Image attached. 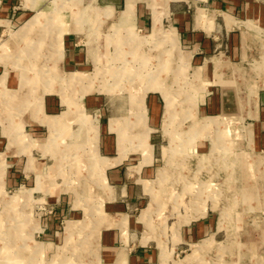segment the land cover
<instances>
[{
  "label": "rangeland",
  "instance_id": "374dc122",
  "mask_svg": "<svg viewBox=\"0 0 264 264\" xmlns=\"http://www.w3.org/2000/svg\"><path fill=\"white\" fill-rule=\"evenodd\" d=\"M11 1L16 9L15 17L12 22L5 23L6 27L0 28V44L16 36L23 25L18 19L21 13L26 19L46 18L38 27L53 36L58 27L70 25L71 18L68 17L67 22L62 18L72 16L73 12L79 20L76 26L79 34L74 41L83 50L84 64L82 70L58 71L56 64L60 56L53 44L46 49L55 53L40 57L37 52L38 56L32 61L27 55L29 50L20 47L17 50L18 44L17 51L6 47L0 51V62L4 60L0 76L4 69L6 80L12 76L17 77L16 81L21 79V84L8 85V88L0 83V264H123L121 260L103 262L99 251L107 232L104 227L94 232L97 236L94 243L100 244L92 246L95 254L82 250L81 225L75 233L73 230L72 241L68 243L67 228L72 225L68 222L85 225L87 219L95 217L88 215L92 201L88 188L94 186L89 185L85 177L78 179L84 170H77L76 161L82 155L91 159L88 143L96 146L97 157L114 155L104 148L105 140L111 144L113 138L115 143V134L108 133L109 110L113 104L126 103L133 111L137 93L145 83H153L154 77L158 81L153 83L157 86L152 89L166 91L171 88L176 106L190 110L188 115L180 112L175 121L174 114L172 123L166 115V104L162 102L163 113L158 125L154 127L148 123L151 128L149 142L154 146L153 172L147 178L150 185L157 181L159 170L165 167L164 150L169 147L171 136L181 134L179 143L173 145L175 169L168 176V182L172 180L177 190L170 188L169 194H162L159 207L154 193L143 185L142 172L131 174L128 181L135 187L133 198L126 195L121 202L111 204H117V208L121 204L118 213L135 219L138 227L120 234L118 248L130 255L144 248L154 252L150 262L136 264H180L193 255L196 248L203 250V256L188 264H264V123L257 124L262 120L255 119L251 112L259 113L264 109V90L261 108L258 91L250 90L245 93L250 97L245 104H251L252 100L254 109H226L231 105L230 97L239 100L241 96L240 88L232 84L237 79L221 80L215 75L206 80L200 74L192 79L191 70L185 73L187 69L180 60L175 68L177 73L172 74L165 65L168 59L165 60L164 47L173 36H166L163 41V36L161 39L147 36L149 32L135 30L128 35L102 28L104 22L96 16L99 12L87 8L84 2L74 6L69 0ZM203 13L205 11H198L199 18L205 17ZM248 20H237L238 25L224 35V39L231 37L230 44L224 42L219 48L237 64L246 51L247 33L264 39V27L258 23H253L252 27ZM32 38L28 43L39 42L37 37ZM24 69L29 78L37 77L38 88H28L29 83L22 82ZM70 75L81 80L78 86L64 80ZM253 75L254 70L249 71V77ZM174 77L176 80L169 81L167 85H171L167 88L165 79ZM18 99H24L26 105L17 106ZM66 99L72 110L75 108L84 116L71 120L69 133L62 141L64 151L59 155L47 154L43 145L52 136V130L42 119L69 111ZM49 101L54 104L50 106ZM245 112L240 125L226 126ZM261 118L264 121L263 113ZM212 120L222 123L220 134L213 124L208 125ZM76 140L84 142L86 147L77 150ZM21 145L24 151L20 150ZM17 151H21V156H17ZM17 160H21V164H16ZM243 163L254 168L257 180L243 181L240 175ZM257 163L261 164L254 166ZM106 205H110L108 200Z\"/></svg>",
  "mask_w": 264,
  "mask_h": 264
},
{
  "label": "crops",
  "instance_id": "0c3cea01",
  "mask_svg": "<svg viewBox=\"0 0 264 264\" xmlns=\"http://www.w3.org/2000/svg\"><path fill=\"white\" fill-rule=\"evenodd\" d=\"M69 2L75 3L74 6L84 2L87 8H90V10L94 9L96 13L99 12V15L96 14V16L100 17L99 19L104 22L102 28H108L109 30H114V32L117 30L126 34L132 33L135 30L142 33L149 32L147 36H153V38L155 36L159 37V39H161L160 36H163V41L166 40V36H173L172 40L169 41L168 39L167 45L164 47L166 48L164 51L166 53L164 55L165 60L168 59L165 65H168V70L172 74L177 73L175 68L177 61L180 60L182 65L184 64L187 69L185 73L191 70L192 79L195 74L202 75L206 80H209L215 75H218L221 80L227 78L233 80L237 79L235 83H231L240 88L238 90L241 96L239 100L237 99L238 97L236 99L230 97L229 103L231 105L226 109L238 108L243 111L246 110V108L254 109L255 106L252 100L251 104H245L250 98L246 96L245 93H248L250 90L255 93L258 91V102L261 108V102L263 100L261 93L264 90V39L260 40L253 33H247L249 37L246 40V51L244 55H241L240 63L238 64L233 62V59L227 55L226 52H220L221 50H219V48L224 42L230 44L231 37H226L224 39V35L230 31V28L238 25L237 20L240 18L243 20L245 18L250 19L248 20V25L252 27H254L252 25L253 23L261 24V26L264 27V0H235V2H226L225 4H222L221 0H69ZM72 6L73 5L70 7ZM198 11H205V13H203L205 17L202 19L199 18ZM15 13L16 9L13 7L11 0H0V28L6 27L8 23L12 22ZM71 14L72 16L62 18L65 19L64 22H67L66 19H68V17L71 18L70 22L68 20L70 25L58 27L56 32L52 34L54 37L50 34L48 35L46 32L47 30L43 27H38V25L43 24L42 21H45L46 18L38 17L26 19L24 14H19L20 17H18V19L22 21V27L13 39L4 44H0V51L1 49L5 50V47L7 50L10 49L15 51L17 44V50H19L21 46H25L26 49L24 48V50H29L27 55L31 58L30 61H32L33 57L38 56L37 52H40V57L49 55V52L50 54L56 52V54L60 56L56 64L58 71H63L64 73L65 69L82 70V65L84 64L83 50H81L82 48L80 49L79 45L74 41L79 34L76 28L77 21L79 20L77 16H73V12ZM10 15L12 16L8 19ZM156 20L159 21V26L157 29H154ZM164 22H166V25H164ZM32 26H34L33 29ZM34 36L37 37L36 39H38L39 42L37 41L35 44L28 43L34 39L32 38ZM149 37H147V39ZM18 38H21L20 44ZM51 38L53 42H51ZM50 44L56 45L55 52H53V50L47 51V47H53V45ZM13 46L14 48H12ZM217 50H219V53H215L218 52ZM3 61L2 59V63ZM249 62L252 63L250 67ZM2 63L0 62V65ZM32 64L30 62V65ZM170 66L173 68L171 69ZM260 67L262 70L259 69ZM253 70L254 75L249 77V71ZM6 77L7 75L3 69V74L0 76L1 86H6L8 88V85H15V83L18 85L21 84L20 77L18 81H16L17 77L15 76L7 80ZM175 78L176 77L165 79L164 85L170 88L171 84L169 86L167 84L176 80ZM64 80L67 81L65 78ZM156 80L158 81V79L154 77L153 83H155ZM37 82L30 83L28 88H38ZM79 82H74L73 84L78 86L80 84ZM153 83H145V85L142 86L143 89L137 93L138 98L135 97L137 98V102L133 111L130 105L126 103H122L119 106L113 104L112 108L109 110L111 116L107 124L108 133L115 134V143L114 141L112 142V140H114L113 138L111 139V144L106 143L107 140H105L104 148L106 152L114 155L97 157V154L94 152L96 151V146L88 143L91 159H86V157L84 158L82 155V157H78L76 161L78 163L76 164L77 170H80V172L84 170L82 174L79 173L78 179L84 180L85 177L88 184L94 186L88 188V195L92 198V201H90V209H88V215L95 217L87 219L85 225L81 223L76 224L73 221L68 223H72L71 228L74 230V233L78 225L83 227L84 240H82L81 247H83L82 250L84 249V252L88 253L94 252L92 246L98 247V245H100L98 242L94 243V240L97 238L94 232L99 231L98 227L105 228L107 232H105L104 235L101 246L102 249L99 251L105 263L117 262L119 260H121L123 264L145 263L150 262L154 256L153 251L150 252L145 248L132 255L124 253L118 248L120 234H123L128 228L133 229L138 226L136 225L135 219L130 218L124 213H122V215L118 213L121 204H118V208L117 204H111L118 201L121 202L126 195L133 198L135 187L128 181L129 177L131 178L133 174L139 175V173L142 172V178H144L142 180L143 185L148 187L150 185L151 181L147 178H149L153 172L154 146L152 142H149V132L151 129L149 124L154 127L158 125L161 114L163 113L161 106L162 102L166 104L167 99H173L175 106L177 103L175 102V94H172L171 88L166 91L161 88L152 89L151 86ZM153 85L155 86L156 84ZM45 86H49V84ZM235 93L238 94V91ZM243 95L244 98L246 97L245 99ZM124 99H130V97H124ZM15 102L17 106L26 105L24 99H18ZM185 102L186 104L188 103L187 101ZM48 104L51 106L54 102L49 101ZM52 108L55 107L53 106ZM175 108L176 113L174 121L178 118L180 112L181 114L187 112V115L190 113L189 109H181L180 106H176ZM261 110L262 111L259 113L251 111L255 119H258L260 122L262 120L261 123H257L260 125L264 123L263 118H261V113L264 114V109ZM246 113L247 112L242 113L243 115H239V118H236L235 121L228 122L226 126L240 125V120ZM83 116L84 113L80 115L78 110L69 109V111L66 110L55 117H43L42 122H45L44 125L51 128V135H54V137L50 136V140L47 139L48 141L43 145L46 146L47 154L51 152L53 155H59V153L64 151L62 141L65 135L69 133L71 120L82 119ZM133 116H135V118ZM132 117L134 119L133 121ZM174 121L172 123H174ZM251 131H249V133H251ZM135 133H139L138 136H136ZM180 135L174 133L171 139L177 144L179 143L178 138ZM18 137H21V135L19 134ZM76 144V149L79 151L86 147L85 143H79V140H76ZM20 150L24 151L22 145ZM21 151H17V156H21ZM21 162V160H17L16 164H21ZM33 162L32 160V163ZM61 165L59 164V166ZM40 187L41 186H39V188ZM107 200L110 202V205H106ZM113 211H116V213H113ZM141 217H143L142 213ZM110 230L112 232H110Z\"/></svg>",
  "mask_w": 264,
  "mask_h": 264
},
{
  "label": "bare ground",
  "instance_id": "6f19581e",
  "mask_svg": "<svg viewBox=\"0 0 264 264\" xmlns=\"http://www.w3.org/2000/svg\"><path fill=\"white\" fill-rule=\"evenodd\" d=\"M158 26H159V21L158 20H156L155 21V26H154V29H157L158 28ZM19 40L18 41H20L21 40V38H18ZM21 42V41H20ZM23 42V41H22ZM20 44V43H19ZM29 46V45H28ZM21 48L22 49H26V47L25 46H21ZM23 73L25 74V77H24V79H22V82L23 81H25V83H34V82H37V77H30L29 78V76H27L28 75V71L27 70H25L24 69V71H23ZM67 81H68V83H70V84H73L74 82H79V81H81L79 78H76V77H73V76H68V78H67ZM160 84H158V86H159ZM23 85H21V87H22ZM155 86H157V84L155 85ZM153 84H152V86H151V88H153V87H155ZM66 102L65 103H67L68 104V106L69 105H71L70 104V101H69V99H66L65 100ZM166 106H167V109H166V115H167V118L169 119V121L170 120H172L173 121V119H174V114L176 113V106L174 105V100L173 99H167V102H166ZM69 108L72 110V108L69 106ZM74 110H75V108H74ZM0 116H1V114H0ZM213 121V120H212ZM210 122V124H208L209 126L211 125V124H213L215 127H217V128H214V129H216V132L217 133H221V128H222V123H219V122H215V121H213V122ZM220 126H221V128H220ZM250 135V134H249ZM248 137V136H247ZM243 138V137H242ZM174 141L173 140H171L170 141V145H169V147L168 148H166L165 150H164V158H165V160H166V164H165V167L164 168H162V169H160L159 170V173H158V178H157V181L156 182H154V183H152L151 185H149V191H151L152 193H154L153 194V196L156 198L155 199V201H156V205H158L159 207H160V205H161V198H160V196L162 195V194H169V189L170 188H175L176 190H177V186H173V184H172V180L170 181V183L168 182V176L170 175V174H172V171L175 169L174 167V160L172 159L173 158V154L172 153H174L173 152V150H174V147H173V145H174ZM211 146V145H210ZM220 146V145H219ZM218 146V147H219ZM232 158H233V156H232ZM257 161H263V159H256ZM244 163H245V160H244ZM242 164V167H243V170H241V174L240 175H242L243 176V181H246V182H248V181H250L251 182V180H253V179H255V180H257V176H254V173H255V170H254V168L252 167V168H250V167H246L245 166V164ZM262 163V162H261ZM260 163V164H261ZM78 164V163H77ZM259 163H257V164H255L254 166H256V167H258L259 165H258ZM236 170V169H235ZM171 178H172V175H171ZM170 185V186H169ZM147 187V186H146ZM191 187V186H190ZM179 188V187H178ZM206 191H207V189H206ZM208 192V191H207ZM176 192H174V194H175ZM180 193V192H179ZM170 194H172V192L170 193ZM232 195V194H231ZM233 196V195H232ZM179 198V197H178ZM242 204H244V203H242ZM158 206H157V208H158ZM224 214L223 215H226L225 214V212H223ZM146 216V218L147 219H149L150 218V215H149V213H146L145 214ZM226 219H228V218H226ZM225 219V220H226ZM71 225V224H70ZM68 226V228H67V235H68V243H71V241H72V237H73V229L71 228V226ZM225 225V224H224ZM149 227L150 228H152L151 227V225H150V223H149ZM202 252H203V250L201 249V248H199V249H197L196 248V250H195V252H194V254L193 255H191V256H188L187 257V259L184 261V262H182V263H180V264H188V263H190L191 261L192 262H194V261H197L199 258L201 259L202 258V256H203V254H202ZM57 261H59V260H57ZM97 262V261H96Z\"/></svg>",
  "mask_w": 264,
  "mask_h": 264
}]
</instances>
